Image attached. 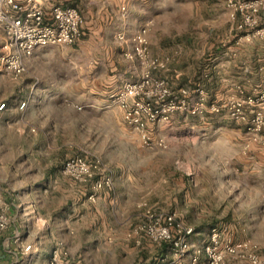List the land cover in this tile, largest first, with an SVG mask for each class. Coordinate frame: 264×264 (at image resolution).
<instances>
[{
    "label": "rangeland",
    "instance_id": "obj_1",
    "mask_svg": "<svg viewBox=\"0 0 264 264\" xmlns=\"http://www.w3.org/2000/svg\"><path fill=\"white\" fill-rule=\"evenodd\" d=\"M90 4L77 3L84 17L85 7L91 11L78 45L41 47L27 58V68L22 73L14 76L0 72V101L6 103L0 109V123L15 124L20 143L27 133H42L48 142L57 145L46 148L57 161V167L49 172L57 171L62 163L59 170L66 175L63 164L72 156L98 157L115 182L112 167L104 157L107 153L113 158L119 154L127 157L124 164L139 173V188L115 189L112 194L120 208L127 213L134 210L136 217L104 229L105 237L98 234V228L82 227L75 221L82 211L70 210L68 225L64 219L59 220L65 211L54 212L58 221L55 224L52 220L50 226L53 234L64 240L63 255L77 264H117L113 256L119 264H182L189 257L177 256L169 241L154 240L145 226L170 213L184 224L178 215L189 198L208 200L195 203L194 210L183 213L193 231L207 228L200 222L227 224L234 240L249 239L264 252V118L260 130H253L250 107L244 108L245 118L232 115L233 98L255 93L259 85L247 91L239 84L237 92L226 94V87L214 82L213 68L204 71L219 57L231 54L226 50L229 45L254 39L263 43V39L245 36L247 31L235 28L225 0H121L105 3L107 10L96 0ZM122 4L127 5L128 34L117 18ZM145 24L150 55L165 62V67L155 74L167 79L179 99L180 89L186 90L184 108L173 112L167 121L147 122L148 142L136 127L115 124L113 114L109 131L107 120L104 126L99 125V116L90 117L78 109L72 115L60 103L45 105L46 114L36 111L31 115L17 108V103L28 97L39 100L44 94L60 91V86L48 83L50 80L62 85L75 74H79L80 85L82 81L109 80L112 75L118 80L138 79L141 63L125 56L130 42L121 41L117 35H130ZM72 46L75 50H71ZM205 74L211 77L206 79ZM4 138L6 133L0 137V148L6 146ZM160 139L164 145L157 144ZM183 175L191 181L189 189L181 184ZM112 186L113 183L109 188ZM89 194L78 196L75 203L85 209L84 204L96 201L99 192L93 200ZM69 202L64 200V209ZM189 240L191 244H201L190 237ZM225 264L241 263L231 259Z\"/></svg>",
    "mask_w": 264,
    "mask_h": 264
},
{
    "label": "crops",
    "instance_id": "obj_2",
    "mask_svg": "<svg viewBox=\"0 0 264 264\" xmlns=\"http://www.w3.org/2000/svg\"><path fill=\"white\" fill-rule=\"evenodd\" d=\"M19 1L24 3L26 0ZM36 1L41 2L46 7H50L54 4L77 5L79 2L83 4L86 3L89 7L91 5L90 3L94 0ZM116 1L121 0H96V2H99L102 9L103 7L106 8L105 10H107V7L104 6L105 3L113 4L116 3ZM125 6L127 5L122 4L120 6L117 18L120 19L121 24L123 23L121 27L125 28L128 34L129 31L126 26L128 25L126 24L128 21V13ZM122 7H125V13ZM84 10L87 14L91 12L90 9L86 7ZM262 13H264V9ZM87 14L84 17L82 12L84 17L83 29H87V23L89 22L85 19L89 17ZM2 39V33L0 32V44ZM78 41L71 45H78ZM74 48L75 47L72 46L71 50ZM226 50H229L231 54L227 56V58L223 56L219 57L212 66L205 67V73L210 70V68H213L214 82L220 84V87L225 86L226 94L237 92L239 84H242L247 91L253 85H259V89H263L264 42L260 43V41L254 39L251 42L243 44H231ZM260 51H262V53ZM139 67L141 70V65H139ZM74 72L78 73V69ZM62 73H65V71ZM78 76L79 74H75V78L72 77L70 81H64L65 84L61 83L62 85L50 80L48 83L52 86H60V91L44 94L45 97L42 99L39 97V100H37L35 96L28 97L26 100L24 99L26 102L24 107H19L20 102L23 101L21 100L17 103V108L31 115L35 114L36 111H39V113L42 111V113L46 114L47 108L45 105L50 103L59 105L60 103L69 114L75 115L78 113V109L82 110L84 115L90 117L91 115L99 116L102 120L99 125L104 126V121L107 120L106 126L109 131H111L112 128V124H109L112 120L110 118L112 114L116 115L115 117L117 118L115 124H119L121 127L126 128L125 126L127 123L123 118L122 109L110 104L108 99L109 92L117 89L126 78L122 77L121 80H118L112 75L109 80H93V82L82 81L80 85ZM205 77L209 79L211 75L205 74ZM118 81H120L119 84H117ZM2 102L5 103V101L1 100L0 103ZM15 129H18L15 124L8 123L4 125L0 123V137H2L4 133L7 134V138H4L6 139L4 141L6 146L0 148V204H7L9 207V225L0 233V264H47L48 252L52 246L57 244L62 251L64 240L62 237L54 235L50 226L52 220H54L55 224L57 223L58 220L54 212L60 209L66 213V215L62 214L64 218L60 217V221L64 219L68 225L71 219V214L68 212L70 210L82 211L80 215L76 216L75 221L78 223L81 222L82 227L98 228V234L100 236L104 235V237L107 235V232L103 231L104 229L110 230L111 227L130 221L136 217V212L134 210L127 213L126 210H123L117 205L119 204L117 198L112 197L115 189L139 188V173L135 170H129L128 166L124 164L127 157L122 154L114 158L107 153L104 155L107 163L112 167L115 182H113L112 188H102L99 191L97 200L91 202L92 204L88 205L83 203L86 208L82 209L80 208V203H75V200H77L78 196L87 195L91 192L92 180L86 182L72 180L59 170L62 163L57 171L53 170V172H49L50 168L57 167V161L56 157L52 158L49 156L46 148H56L57 145H52L48 142L42 133H27L26 136H23V142L20 143V135L16 133ZM25 129L23 128L24 131ZM9 132L10 135H8ZM0 146L3 147L2 145ZM58 174L61 175V178L57 177ZM182 177L181 184H183V187H185V185L188 186L189 189L191 181L185 175ZM197 188L201 190L204 189L200 186ZM50 196L51 198H49ZM202 199L203 198L199 201V199L189 198L188 203L184 200L185 208L182 212H179L178 216L181 218L182 222H184L185 226H188L187 223L190 224V222H187L183 213L194 210L195 203L200 204L208 201L207 199ZM64 200L70 201L65 209L63 208ZM67 202L68 201H66V203ZM52 216L54 217L52 218ZM200 224L202 227L207 228L194 230L190 238L195 242L203 243L207 240L209 229L213 223L200 222ZM47 228L49 230L48 233ZM99 229H101V231H99ZM77 230L79 231V226ZM202 234H205V236H197ZM26 244H30L31 246L28 251L23 250V246ZM174 258L173 256L171 259L174 260ZM65 259L67 261L69 260V263L77 264L74 260L66 256ZM112 259H114V263H120L119 260H115V256H113ZM182 264H189V260L186 258L183 260ZM199 264H205L203 257L200 259Z\"/></svg>",
    "mask_w": 264,
    "mask_h": 264
},
{
    "label": "built area",
    "instance_id": "obj_3",
    "mask_svg": "<svg viewBox=\"0 0 264 264\" xmlns=\"http://www.w3.org/2000/svg\"><path fill=\"white\" fill-rule=\"evenodd\" d=\"M225 5L237 30L247 31L245 36L264 39V0H225ZM122 9L125 13V7ZM83 24L84 17L77 5L54 4L46 7L36 0H26L24 3L0 0V32L3 37L0 44V72L16 76L26 70L27 58L37 49L76 43L84 33ZM147 24L130 35L118 33L121 41L130 42L125 56L140 61L141 74L138 79L122 81L117 89L108 94L110 104L122 109L125 122L136 127L145 142L150 139L146 131L147 122L169 120L173 112L184 108L186 94L185 89H180L182 98L179 99L170 89L167 79L155 74L156 70L165 67V62L149 53ZM25 104L23 100L19 107ZM4 105V102L0 103V109ZM245 107L251 108L252 129L260 130L264 118V88L234 97L232 115L245 118ZM157 144L164 145L161 139ZM102 164L98 157L76 155L65 160L63 172L76 181L92 180L88 197L93 200L97 192L111 187L113 183L110 173ZM8 209L7 204H0V233L9 225ZM145 227L154 240L169 241L177 256H188L189 264H199L202 257L205 264H225L231 259L241 264H264V252L258 250L249 239L234 240L227 224L212 225L207 240L201 244L190 243L193 228L181 224L175 213L166 214L162 219L155 218ZM30 247V244H26L23 250L28 251ZM47 264L73 263L65 259L60 246L56 244L48 252Z\"/></svg>",
    "mask_w": 264,
    "mask_h": 264
}]
</instances>
